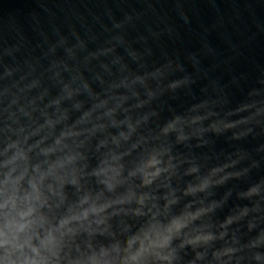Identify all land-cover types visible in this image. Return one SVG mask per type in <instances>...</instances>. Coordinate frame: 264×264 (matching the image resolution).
<instances>
[{
    "label": "clouds",
    "instance_id": "clouds-1",
    "mask_svg": "<svg viewBox=\"0 0 264 264\" xmlns=\"http://www.w3.org/2000/svg\"><path fill=\"white\" fill-rule=\"evenodd\" d=\"M40 7L0 29V264H264V64L222 85L151 0Z\"/></svg>",
    "mask_w": 264,
    "mask_h": 264
},
{
    "label": "water",
    "instance_id": "water-1",
    "mask_svg": "<svg viewBox=\"0 0 264 264\" xmlns=\"http://www.w3.org/2000/svg\"><path fill=\"white\" fill-rule=\"evenodd\" d=\"M52 2L54 0H0V29L19 27L31 37L34 35L33 15H43L40 5ZM151 2L171 28L170 36L164 38L167 49L178 55L185 51L196 53L202 68L211 69L213 64H218L212 75L219 77L222 85L232 76L250 73L254 63L264 64V0ZM205 46L212 50V55H200ZM168 103L176 106L181 100Z\"/></svg>",
    "mask_w": 264,
    "mask_h": 264
}]
</instances>
